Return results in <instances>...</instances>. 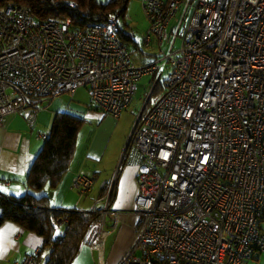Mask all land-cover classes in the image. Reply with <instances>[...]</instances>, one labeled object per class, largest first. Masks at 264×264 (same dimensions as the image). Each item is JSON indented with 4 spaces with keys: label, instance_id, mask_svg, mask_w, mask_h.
<instances>
[{
    "label": "built area",
    "instance_id": "2783aa9c",
    "mask_svg": "<svg viewBox=\"0 0 264 264\" xmlns=\"http://www.w3.org/2000/svg\"><path fill=\"white\" fill-rule=\"evenodd\" d=\"M156 33L166 0H141ZM192 5L190 15L186 16ZM117 14L72 31L70 20H38L28 9L0 7V125L37 112L62 93L86 87L91 104L118 117L135 82L168 63L164 92L137 116L125 147L138 154L133 239L118 264H249L264 252V0L186 3L167 51L136 66L117 36ZM155 83V81H154ZM46 137V133H42ZM94 176L77 172L70 189L87 193ZM112 184L89 210L84 238L103 260L104 238L119 224ZM65 227L67 216L58 219ZM99 226V228H98ZM259 228V236H252ZM38 248L23 264H40Z\"/></svg>",
    "mask_w": 264,
    "mask_h": 264
},
{
    "label": "crops",
    "instance_id": "0c3cea01",
    "mask_svg": "<svg viewBox=\"0 0 264 264\" xmlns=\"http://www.w3.org/2000/svg\"><path fill=\"white\" fill-rule=\"evenodd\" d=\"M195 1L196 0H179V8L175 16H173L169 21L164 36L161 40H159L155 36L161 49H163L162 40L164 38L169 43L172 40L177 30V25L184 11L186 3L189 2V4H193ZM189 8L192 9V5L188 7L186 16L191 12ZM147 26L148 30L146 32L147 34H149V22ZM177 31L178 36L174 38V47L177 41L180 45V35L182 33V27ZM124 33L128 34V38H130V40L134 38L133 31H131L130 29H127ZM153 36L154 35L150 36L148 42L145 41V37L144 43L148 45L151 42ZM167 69L169 70V66ZM158 78L159 77H157L156 80ZM161 89H163L164 92V84L158 87L156 92H159ZM80 92L79 88H77L73 93L66 92L54 97L50 102L44 105L37 112L32 126L29 125L24 113L8 115L5 118L4 123L0 125L1 194L5 196L20 197L27 191H29L24 182L33 159L43 145L41 138L45 139L47 137L54 114L59 111H67L74 115L82 117V125L88 122L91 125L90 133L85 142L82 152L78 156H76V145L79 132L77 133L75 150L73 153V157L70 160L67 172L60 180L57 187L51 188L48 185L45 186L48 188V190L58 191L56 193V201H51L49 191L47 190L46 194L43 193L45 192L44 190L43 192H39L37 194L47 195L48 203L51 207L75 208L85 211H89L92 208V205H90L91 201H87L86 199L82 200L81 198L78 199L77 202H71V197V205H67L66 198L64 197L63 199V196L64 193L66 196L67 191L71 190L69 185L72 178L77 172L87 174L85 171H83V166L85 165L88 166V164H90V168H92L93 166V170H90L89 175L94 176L95 179L92 186L95 185L99 175L97 164L102 160L104 156L110 123H112L114 119L112 116L105 114L101 110L95 108L91 104L87 92V98ZM134 95L135 91L132 100L134 98ZM144 104L147 108H150L147 106L146 102H144ZM144 104L138 111L137 116L143 111ZM135 122L136 121H133V118L130 120L131 130L135 125ZM92 126H94V128ZM42 133H46V137H42ZM126 143H124V145L122 146L123 151L120 158L123 163L128 156L126 160L127 162L125 161V168H123L122 171L119 172L120 174L118 173L115 179L111 178L109 180V177L111 175L108 176V174L101 177L97 186L99 196L100 192L104 188L107 189V187L112 184L110 207L119 212L120 218L119 224L117 225L115 230L104 238V242L102 245V264H118L121 261L132 243L133 226L139 219L138 214L135 212L134 205V197L137 192L136 168L139 160V155L134 153L132 154V157H130L131 153L128 154L127 152H125ZM62 226L65 227L64 225ZM261 226L264 228V221L261 222ZM112 235L114 236L111 239L109 247H105L104 244L106 239ZM93 237L94 233L89 234V236H87L86 238H84V236L82 237L77 246V251L73 256L71 264H98V252L97 249L92 246ZM40 244L41 238L39 236L32 232L24 230L13 221L6 220L0 225V264H23V257L28 253L35 252L37 248L38 250H40ZM47 255V249L38 252L37 257L40 261V264H44ZM249 264H264V252L261 254H257L249 262Z\"/></svg>",
    "mask_w": 264,
    "mask_h": 264
},
{
    "label": "trees",
    "instance_id": "16d2710c",
    "mask_svg": "<svg viewBox=\"0 0 264 264\" xmlns=\"http://www.w3.org/2000/svg\"><path fill=\"white\" fill-rule=\"evenodd\" d=\"M129 2L130 0H0V7L20 5L32 12L38 20L64 22L69 19L72 31L85 30L94 24H105L108 17L118 11L116 33L126 43L130 38L123 32L118 19L124 18ZM159 84L161 83L157 79L151 92H155ZM82 123L83 118L80 116L67 111L56 112L47 137L26 174L24 183L29 191L20 197L0 193V225L6 220L13 221L24 230L39 236V251L48 250L44 264H71L89 220L97 217L90 211L51 207L47 195L37 194L47 185L57 187L67 172ZM105 190L104 188L99 196ZM63 216L69 219L66 227L58 221Z\"/></svg>",
    "mask_w": 264,
    "mask_h": 264
},
{
    "label": "rangeland",
    "instance_id": "374dc122",
    "mask_svg": "<svg viewBox=\"0 0 264 264\" xmlns=\"http://www.w3.org/2000/svg\"><path fill=\"white\" fill-rule=\"evenodd\" d=\"M189 10H191V8H189ZM189 15L190 14H188V16ZM118 20H119V24L122 25L123 27L122 30L124 32L127 29H130L131 31H133L134 38L132 40L126 41V46L130 53L132 61L135 63V65L142 66V65L152 63L156 59L158 54L160 53L161 48L159 47L158 41L155 38V36L152 37V40L148 45L144 43V38L147 35L146 31L148 30L147 24L149 21L142 8L141 0H130L124 18H119ZM122 22H124L127 26H125V24H123ZM168 46H169V42L164 38L162 40L163 50L167 51ZM178 46H179V42L177 41L175 43V47H178ZM167 68H168V63L164 62L161 64L160 68L157 71L145 73L136 80L135 82L136 90H135V95L132 100V103L128 106L127 109H125L122 112V114H120L119 117L117 118L113 117L114 120L112 123H110L105 153H104L102 160L99 161L97 164V167L99 169V175H98V179L95 185L92 186L91 189L85 194H81L75 189L68 190L66 196H65V193L63 196V199L64 197L66 198L67 205H71L70 204L71 197H72L71 202H77V200L81 198L82 200L86 199L87 201H91L90 205H92V207L95 204L96 206L100 205L99 198H101L104 193L101 196H98L97 186L100 181L99 179L103 176H106L107 174L108 176L111 175L109 177V180L111 178L115 179L118 173L121 172L123 168H125V165L127 162L126 160L128 156L125 159L126 162L124 161L123 163L120 158L122 155L121 153L123 151L122 146L124 145V143H126L129 137L130 131H131L130 120L133 118V121H136L135 119L137 118L138 111L140 110L144 102L147 103L148 107H151L152 105L156 103V101L163 94V89H161L159 92H156V91L151 92V91L153 88L154 81L156 80L157 77H159L158 78L159 83H161L158 85V87L164 84V79L168 71ZM79 92L83 96H86V98L89 96V95L87 96L88 93L86 94L87 92L86 87H79ZM66 96H69V95H66ZM92 127L94 128V126ZM90 130H91V125L88 122H86L80 127L78 131L79 134H78L77 145H76V156H78L82 152L85 142L90 133ZM41 140L42 142H44V138H41ZM130 157H132V154ZM83 167H84L83 171H85L88 175L90 174V170H93V166L92 168H90L91 167L90 164H88V166L85 165ZM43 190L45 192H43ZM43 190L41 192L45 194H46V190L49 191L51 201H56V198H57L56 193L58 191L48 190L47 187L43 188ZM113 236L114 235L109 236L106 239L105 244H104L105 247H109Z\"/></svg>",
    "mask_w": 264,
    "mask_h": 264
},
{
    "label": "bare ground",
    "instance_id": "6f19581e",
    "mask_svg": "<svg viewBox=\"0 0 264 264\" xmlns=\"http://www.w3.org/2000/svg\"><path fill=\"white\" fill-rule=\"evenodd\" d=\"M177 1L178 0H166L165 6H164V13L172 14L174 7L177 5ZM71 5H74V4H71ZM167 25L168 23H166V20H159V22L156 24V33H164ZM148 41L149 39H147L146 42ZM261 167H264V156H261ZM85 230H89V222ZM252 236H259V228H252Z\"/></svg>",
    "mask_w": 264,
    "mask_h": 264
}]
</instances>
